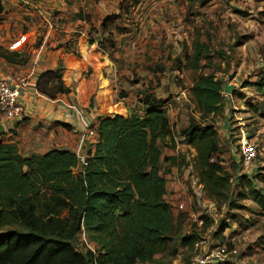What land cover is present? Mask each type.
Segmentation results:
<instances>
[{"label": "trees", "instance_id": "trees-1", "mask_svg": "<svg viewBox=\"0 0 264 264\" xmlns=\"http://www.w3.org/2000/svg\"><path fill=\"white\" fill-rule=\"evenodd\" d=\"M2 14L0 6V24ZM102 45L89 52L91 58L68 45L67 65L41 74L36 82L37 91L51 100L77 91L84 111L101 113L96 149L82 172L75 174L80 162L70 151L24 158L0 133V264H152L158 255L175 253L170 236L175 216L159 167V144L172 136L168 115L152 95L141 98L144 117L123 109L104 72ZM0 58L27 63L18 53ZM255 87L263 90L264 81ZM223 89L213 76L199 77L191 95L200 123L183 133L196 150L200 183L217 202L229 201L232 183L218 160L221 150L213 122L223 111ZM258 173L254 179L264 185V167ZM246 186L264 214V192L252 180ZM209 227L205 219L203 228ZM82 234L95 247L85 253L73 247ZM184 242L192 250L196 235Z\"/></svg>", "mask_w": 264, "mask_h": 264}, {"label": "rangeland", "instance_id": "rangeland-1", "mask_svg": "<svg viewBox=\"0 0 264 264\" xmlns=\"http://www.w3.org/2000/svg\"><path fill=\"white\" fill-rule=\"evenodd\" d=\"M104 2L106 15L99 19L104 27H99L96 20L88 28L87 36L72 33L68 45L76 51H84L88 58H91L89 52L93 46L90 43L93 42L95 47L103 44L106 54L119 48L118 52L136 59L132 77H121L118 87L115 86L119 96L118 99L115 93V99L123 103L124 109L137 114L143 111L138 100L150 93L165 102L173 137L179 143L164 140L162 146L164 149L174 146L178 169L189 172L187 180L183 177V180L174 179L180 189L186 191L187 196L183 195L180 200L186 206V213L189 212L186 223L196 235L195 245L192 250L186 246V250H181V244L173 239V256L160 255L152 264H198L196 258L200 250L196 244L201 242L205 243L202 247L207 250L217 247L236 250L238 254L232 264H264V214L248 196L246 185L250 179L242 178L251 176L249 172L253 167H243L240 162H235L229 146H223L218 160L224 169H229L232 183L229 201L222 198L217 202L209 198L200 183L199 171L187 159L191 152L182 147L181 137L184 129L200 123L191 91L199 77L205 75L222 82L223 88L226 84L233 88L234 96L223 89V111L213 119L220 138L224 140L228 136L227 141L234 146L232 154L240 156L241 160L240 141L253 140L254 137L256 141L264 140V89L255 87L264 81V0H170L171 5L166 0ZM18 7H7L0 25L7 26L13 37H20L22 31L23 35H33L31 17L18 13ZM13 12L18 14L12 18L10 14ZM34 23L38 29L40 18ZM3 30L4 33H0V55L15 53L6 49L2 37L7 31ZM40 31L41 28L35 32L32 43L35 49L44 41V33ZM111 44L114 48H110ZM23 52L20 56L26 61L31 54L26 50ZM139 58L142 60L138 61ZM1 61L7 62L3 58ZM196 63L199 68H195ZM140 74H145L147 79L141 78ZM132 81L136 82L132 84ZM141 82L139 88L134 87ZM126 83L134 88L124 91ZM227 126L231 127L230 133L225 130ZM256 144L262 145L259 141ZM181 156H186V160ZM254 166H259L258 162ZM167 171L168 167H164L163 172L166 174ZM254 181L255 188L264 192V186ZM172 192L171 196L174 195ZM172 209L175 214V208ZM202 218L209 223L208 229L196 224V220ZM73 247L81 253L95 248L84 234L76 239Z\"/></svg>", "mask_w": 264, "mask_h": 264}, {"label": "crops", "instance_id": "crops-1", "mask_svg": "<svg viewBox=\"0 0 264 264\" xmlns=\"http://www.w3.org/2000/svg\"><path fill=\"white\" fill-rule=\"evenodd\" d=\"M166 2L171 5L170 0H166ZM117 3L119 4L120 2L118 1ZM0 6L3 7V14H5V9L9 6L11 8L20 6L18 7L17 12L24 13L27 17H31L30 25L32 24V28L30 31L34 33L33 35H23L22 31V35H20V37H13L7 26H4L3 28V26L0 25V33H4L3 29L7 31L6 36L2 37L6 43L5 47L7 50H14L15 53L21 55L24 53L23 51L26 50L27 53L31 54L25 64H10L5 61L0 62V77L13 75L15 77L27 78L30 82L27 90L20 95L19 100L21 105L24 107V116H22L19 120L7 121L0 113V124L2 125L0 133L5 135L8 143L15 144L19 147L24 158L39 157L50 150H64L72 152L79 158L80 163L77 170L78 173H80L84 169L88 155L95 152L96 144L98 142L99 123L102 119V115L97 109H93L90 112L84 111L80 104L77 91H73L69 95L60 96L56 100H51L37 91L36 82L41 74L50 70H55L60 65H67L69 53L66 48L69 44L72 33H79L83 36H87L88 28L93 25L96 20L99 27L103 26V23H101L99 19L102 15H106L105 2L104 0H2L0 2ZM17 12H13L10 16L12 18L17 16ZM39 18L41 24H38V29L41 28L40 32L44 33V41L35 49L32 43H34V37L36 36L35 32L38 29L34 20ZM119 47L123 46L119 45ZM94 48L95 45L93 46V49ZM118 49L119 48H114L108 52V54L105 53L107 56L104 63V72L114 86L119 84V79L121 77L131 78L134 73L133 65L137 63L136 59L132 58L131 55L126 56L124 53L118 52ZM76 52L79 54H85L84 51ZM141 60L142 58H139L138 61ZM140 76L143 79H147L144 78L145 74H140ZM123 80H125V78ZM134 82L136 81H132V84ZM141 85L142 82L134 87L139 88ZM125 87L124 91L127 92L134 88L131 87L130 83H126ZM142 88L143 86L141 89ZM137 91H139V89H137ZM151 95L157 102V106L167 113L164 108V105H166L165 102L163 103L162 100L157 98L154 94L150 93L149 96ZM231 96H234L233 92L231 93ZM116 97L119 99L117 88ZM120 98L124 101L129 100L127 97ZM138 101V105L143 107V111L140 114L132 113V111L127 108V110L123 109L129 115L136 114L140 117H144L146 107L142 100ZM193 103L195 104L194 101ZM120 104L123 106L121 101ZM170 126L172 136L167 138L165 141L171 140V142L175 143L177 138L173 137V126L171 122ZM188 128L189 127L184 129V132ZM225 130L227 133H230L231 127L227 126L225 127ZM90 131H93L94 134L90 135ZM184 132L181 133L183 143L182 147L186 148L185 151L189 150L191 152V154L187 155V157H189L187 159L191 160L192 165H195L197 153L196 150L186 142V138L183 135ZM218 136L220 150L223 146H229L228 149L231 152V156H233V160L235 162H240L241 164L240 156L232 154L234 152V146L231 142L227 141L229 137L227 136L226 139L224 138V140H222L220 135ZM258 141L259 143H262L261 146L264 147V140ZM258 141H256L255 137L253 140L244 139L243 141H240V148L245 143L254 145ZM176 143L179 142L177 141ZM236 147H238L237 144ZM159 149L162 153L159 167L162 176L167 181V202L170 205L172 204L175 208V214L173 213L175 216V228L170 233V236L175 239L176 242L181 244V250H183V248L186 250L185 246L187 248L188 246L184 242V239L192 237L194 232L191 231L190 227H188L186 223V218L189 212L186 213V206L183 201L178 198L179 193H183L187 196L186 191L183 192L184 188H182V190L180 189V186L177 185L174 177H179V180H183V178L187 180L189 172L180 171L178 169V158L174 154V146L173 148L164 149L161 142L159 144ZM185 157L186 156H181L182 160H186ZM258 165V168L253 166L256 170H253V168L250 170L249 173L251 176H246L253 181L255 187L256 182L254 181V178L259 174V169L264 167V156L259 160ZM164 167H168L169 170L166 174L163 172ZM225 170L228 171L229 169L225 168ZM239 175L241 176V174ZM258 186L259 184H257V187ZM172 191L174 192L173 196H171ZM203 223V218L196 220V224L199 227H202ZM157 257L155 259H157Z\"/></svg>", "mask_w": 264, "mask_h": 264}, {"label": "built area", "instance_id": "built-area-1", "mask_svg": "<svg viewBox=\"0 0 264 264\" xmlns=\"http://www.w3.org/2000/svg\"><path fill=\"white\" fill-rule=\"evenodd\" d=\"M29 84V80L24 77L13 75L0 77V113L7 121L19 120L24 116V107L19 100ZM93 134L94 132L90 131V135ZM241 155L242 166L252 168L264 156V147L245 143L241 146ZM183 195L179 193L178 198H182ZM204 244V242L196 244L197 250H200L199 257L196 258L198 264H232V259L238 254L236 250L228 251L222 247L207 250L202 247Z\"/></svg>", "mask_w": 264, "mask_h": 264}, {"label": "water", "instance_id": "water-1", "mask_svg": "<svg viewBox=\"0 0 264 264\" xmlns=\"http://www.w3.org/2000/svg\"><path fill=\"white\" fill-rule=\"evenodd\" d=\"M224 92L227 94H231L233 92V88L231 86H229L228 84H226L224 86ZM2 130V125L0 124V131Z\"/></svg>", "mask_w": 264, "mask_h": 264}]
</instances>
